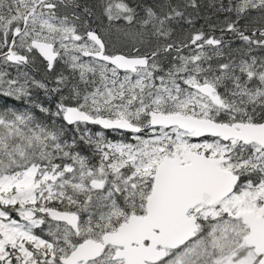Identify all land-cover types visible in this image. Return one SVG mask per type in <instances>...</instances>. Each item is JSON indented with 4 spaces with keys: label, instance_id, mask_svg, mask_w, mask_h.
I'll return each instance as SVG.
<instances>
[{
    "label": "snow or ice",
    "instance_id": "1",
    "mask_svg": "<svg viewBox=\"0 0 264 264\" xmlns=\"http://www.w3.org/2000/svg\"><path fill=\"white\" fill-rule=\"evenodd\" d=\"M0 264H264V0H0Z\"/></svg>",
    "mask_w": 264,
    "mask_h": 264
},
{
    "label": "trees",
    "instance_id": "2",
    "mask_svg": "<svg viewBox=\"0 0 264 264\" xmlns=\"http://www.w3.org/2000/svg\"><path fill=\"white\" fill-rule=\"evenodd\" d=\"M42 71V70H41ZM9 103H11V102H9Z\"/></svg>",
    "mask_w": 264,
    "mask_h": 264
}]
</instances>
